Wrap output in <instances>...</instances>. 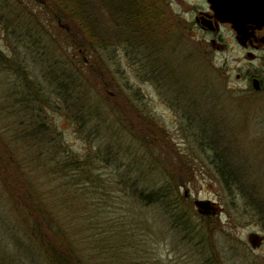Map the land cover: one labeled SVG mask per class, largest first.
<instances>
[{
    "label": "rangeland",
    "instance_id": "374dc122",
    "mask_svg": "<svg viewBox=\"0 0 264 264\" xmlns=\"http://www.w3.org/2000/svg\"><path fill=\"white\" fill-rule=\"evenodd\" d=\"M130 1L82 8L80 20L96 22L92 38L58 20L54 0H0V264H50L36 223L59 244L66 239L56 231L66 232L89 254L102 240L97 264H264V244L248 242L264 236V101H237L245 95L237 52L183 44L157 23L150 0ZM34 124L47 126L48 140L36 138ZM67 156L100 158L94 175L110 183L108 203L102 183L71 172ZM156 181L181 197L189 229L156 207L137 208L122 238L132 242L122 243L123 206H144L123 188ZM197 200L216 203V213L200 215Z\"/></svg>",
    "mask_w": 264,
    "mask_h": 264
},
{
    "label": "flooded vegetation",
    "instance_id": "af4514ba",
    "mask_svg": "<svg viewBox=\"0 0 264 264\" xmlns=\"http://www.w3.org/2000/svg\"><path fill=\"white\" fill-rule=\"evenodd\" d=\"M147 7L158 9L157 23L163 22L181 43L237 52L241 67L236 82L242 86L240 95L245 94L237 101H264V0H150ZM223 74L225 79L232 76ZM198 171L193 166L191 174Z\"/></svg>",
    "mask_w": 264,
    "mask_h": 264
},
{
    "label": "trees",
    "instance_id": "16d2710c",
    "mask_svg": "<svg viewBox=\"0 0 264 264\" xmlns=\"http://www.w3.org/2000/svg\"><path fill=\"white\" fill-rule=\"evenodd\" d=\"M54 1H56L55 6H57V8H53V9H51V11H54L53 14L56 15L58 20H60V21L71 20L73 22L75 21L78 25V31H77L78 36H79V34H81L80 30L87 29L88 33L91 34V37L92 38L95 37L94 31L89 28V25L93 24L91 22H95L94 20L92 21L90 18V17H92V15L88 16L86 19L88 22H90L89 24H87L83 20V19H85L83 17H82L83 19L80 20L81 19V11L83 10L82 8L88 9V7H90V4L92 3L93 0H54ZM135 4H137V2L134 0H131L129 2V5H135ZM126 9H128V7ZM87 11H90V10H87ZM127 12H128L127 13V19L129 22H131L132 19L136 15L134 13L130 12V10L129 11L127 10ZM84 14L85 13H83L82 15H84ZM142 18L144 20V16ZM124 19L127 20L126 17H124ZM74 45H76V44H74ZM84 45L85 44H80V47L83 48ZM80 47H79L80 51H85V48H84V50H82ZM1 56L2 55H0V57ZM66 86H67V84H66V82H64L63 88L65 90H67ZM42 92L43 91L39 90L37 94L38 95L42 94ZM68 94H69V92H68ZM64 101H66V99ZM74 112H75L74 115H77V112L76 111H74ZM45 127H47L45 124H41V125L34 124V134H38V137H36V138H39L40 141L41 140L46 141L49 138V135H48L49 133L47 131H45V132L43 131V129ZM53 139L55 141L60 140V138H56V139L53 138ZM60 155L61 154H58L57 156H55V159H57ZM99 161H100V158H94V159L90 158V159H87L86 161H81V160H78L74 157L69 158V156H67L66 165L68 166V168H71V172H79L80 170L84 171V172L89 171L90 174H88V177L90 179H92L93 182L100 181L102 183V187L104 188V193H103L104 198H102L103 199L102 202L108 203V197L110 196L109 191L111 189L110 183H108L107 180L103 179L101 175H97V176L94 175V171L99 170V168H97L98 167L97 165L100 164ZM114 162L119 164V169H122L121 165L123 163L122 162L120 163L118 158H115ZM102 163H106L104 159H102ZM107 163H108V161H107ZM111 163L112 162H110L108 164V167L114 166ZM154 164H155V162L153 159L151 162V165H154ZM85 168H87V170H85ZM119 169H117V170H119ZM148 172L151 175V172L149 170H148ZM220 172L222 174V178L224 179L225 183L229 184L228 181H229V178H231V177L227 176L222 171V169H220ZM116 174H117V176L115 178L116 180L114 181V184L119 185L121 187L123 185V181H118V180H121V179H118L119 175H121V173H119L117 171ZM189 175L194 176L191 173ZM148 176L149 175L146 173V179L145 180L149 183L150 180L147 178ZM178 181L181 182V180H179V179H178ZM125 182H126V184L128 183V185H129L132 181L129 182V181L125 180ZM130 187L132 188L133 192L130 191L129 193H127L129 191V189H127L125 187V188H123V191L125 192V194L126 195L128 194V196L132 199L133 202H137L139 204L142 203V204H144V206H123L124 211L129 212V213L127 216L124 215V218L122 217V219L125 220V222H123V220H122V230H120L118 233H116V234H119L118 239L120 240V238H121L120 241L122 243L132 242L131 240L122 239V238L128 237L126 235L128 232L127 228L129 226V224H130V226H132L133 224H136L135 221H137V219H138V217L136 215L137 214L136 213L137 208L140 209L139 213H141V212H144V210L147 209V207L148 208L156 207L157 210H159V214L161 215V217L165 218V219H167V221L171 222L172 225L176 229H180L181 228L180 226H184V225H186L184 227H187V228L181 229L182 231L185 232L186 230L189 229L188 224L190 223V221H188V219L186 221V215L183 212L184 208L182 209V207H184V206H179L180 201H181L180 200L181 197L179 195L177 196V194L174 192V188L172 187L171 184H165L163 186H160L156 181V183H154L150 187H148V186L146 187V185H145V187L143 189H138L136 184H131ZM145 188H147V189H145ZM176 196H177V199H174V197H176ZM39 200H41V198L36 199L38 205H41ZM41 201H43V200H41ZM173 203L175 205L171 206V204H173ZM154 204L155 205L159 204V205L158 206H152ZM41 206H43V204ZM98 207H101V206H98ZM98 217L100 219H102V215L98 214ZM144 220L145 219H143L142 221H144ZM124 224H125V226H124ZM35 228H36V230L40 231V232H36L39 235L38 240H39V242H41V247L44 251V255L47 256V261L50 264H97V262L98 263L101 262L100 259L97 257V254L100 253L104 249V248L102 249L101 246H98V243L102 242V240L99 242H98V239L93 241V244L95 245L94 250H93L92 254H89L90 251L88 249H86L84 251V249L82 247L83 244H81V241L76 240V239L68 236L66 234V232H64V231H62L61 232L62 234H61V233H59V231L55 230L58 234H60L59 236L61 239H66V241L59 244L60 242H58L54 237L49 236V234H46V232L43 231V228H44L43 225L36 223ZM88 251H89V253H87Z\"/></svg>",
    "mask_w": 264,
    "mask_h": 264
},
{
    "label": "water",
    "instance_id": "95a60500",
    "mask_svg": "<svg viewBox=\"0 0 264 264\" xmlns=\"http://www.w3.org/2000/svg\"><path fill=\"white\" fill-rule=\"evenodd\" d=\"M195 205L198 209V212L202 215L210 216L216 213L214 204L210 201L197 200ZM264 237L260 236L257 233H252L248 236V241L254 249L260 247L263 243Z\"/></svg>",
    "mask_w": 264,
    "mask_h": 264
},
{
    "label": "clouds",
    "instance_id": "9594fccd",
    "mask_svg": "<svg viewBox=\"0 0 264 264\" xmlns=\"http://www.w3.org/2000/svg\"><path fill=\"white\" fill-rule=\"evenodd\" d=\"M218 63H219V61H218Z\"/></svg>",
    "mask_w": 264,
    "mask_h": 264
}]
</instances>
